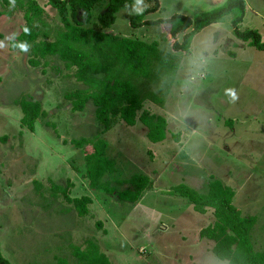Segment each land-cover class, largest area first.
Here are the masks:
<instances>
[{
	"label": "rangeland",
	"instance_id": "1",
	"mask_svg": "<svg viewBox=\"0 0 264 264\" xmlns=\"http://www.w3.org/2000/svg\"><path fill=\"white\" fill-rule=\"evenodd\" d=\"M36 1L46 12L49 31L38 40L53 41L63 26L46 0ZM246 1L240 29L257 30V22L263 25L264 0L256 5L262 18L248 8L255 0ZM159 2L161 11L147 20L175 14L192 18L225 0ZM104 3L92 10L89 27ZM141 9L139 1L121 9L104 32L157 43L163 54H172L165 60L168 68L178 70L140 88L154 99L146 100L144 108L166 119L168 139L152 143L143 125L122 122L100 136L117 166L104 178L111 187L124 189L116 181L133 174L153 181L134 204L88 186L84 154L91 147L79 149L71 142L100 135L101 126L91 101L73 112L64 99L86 88L75 80L74 69L57 56L29 65V46L21 51L11 42L25 24L23 13L0 16V252L10 264H78L72 250L86 241L94 242L110 264H227L213 254V242L199 238L200 230L214 222L212 211L197 213L187 199L170 191L185 184L205 194L210 177L235 191L233 205L243 217L257 218L251 240L264 264V51L232 35L229 14L221 21L223 32L216 33V25L207 27L192 39L189 55L174 53L165 26L129 27L130 17ZM245 73L253 75L251 81L239 80L238 74ZM228 89L239 97L233 106L223 97ZM242 100L249 105L244 112ZM24 101L37 102L43 112L33 130L22 123ZM228 129L245 134L230 137ZM65 185L71 198L92 199L85 217L62 199ZM52 186L60 189L57 196Z\"/></svg>",
	"mask_w": 264,
	"mask_h": 264
},
{
	"label": "trees",
	"instance_id": "2",
	"mask_svg": "<svg viewBox=\"0 0 264 264\" xmlns=\"http://www.w3.org/2000/svg\"><path fill=\"white\" fill-rule=\"evenodd\" d=\"M103 1V11L89 27L92 10ZM136 1L142 4V9L130 17L129 27L136 30L144 26H165L174 53L189 55L194 36L229 14L232 15V35L247 42L250 47L264 51L258 29H240L246 13L244 0H225L222 6L192 18L175 14L165 20L146 19L147 15L161 11L159 0H46V5L57 12L64 30L53 41L38 40L39 37L46 39L49 31H46L47 24L43 21L46 12L36 0H0V16L23 13L25 24L11 42L21 51L23 45L29 46L28 64L37 67L41 59L57 56L67 68L74 69L75 80L86 87L65 94L64 99L73 112L83 111L86 103L91 101L95 107L96 122L101 126L100 135L71 142L79 149L91 147V151L84 154L88 186L103 189L107 195L132 204L152 188V181L146 175L133 174L116 182L118 186L125 187L120 191L104 181L106 175L117 171V166L107 154V141L100 136L117 123L122 122L128 127L140 123L147 129L148 141H164L167 121L144 108L146 100L154 99L140 88L144 82L156 81L168 72H171L168 76L173 77L178 70L168 68L165 60L171 59L172 54H163L157 43L104 32L114 24L118 11ZM21 107L23 125L33 130L34 123L43 114L39 104L24 101ZM52 187L53 195L57 196L60 189ZM170 191L187 199L197 213L212 211L214 222L200 230L199 238L213 242L212 252L218 260L227 264H262V256L254 250L251 240L257 218L241 215L233 205L235 191L231 187L210 177L205 194L197 193L185 184L173 186ZM60 195L78 217L88 214V206L92 203L90 197L71 198L67 185L61 189ZM72 255L78 264H110L108 257L91 241H86L83 247H74ZM0 264H10L1 252Z\"/></svg>",
	"mask_w": 264,
	"mask_h": 264
},
{
	"label": "crops",
	"instance_id": "3",
	"mask_svg": "<svg viewBox=\"0 0 264 264\" xmlns=\"http://www.w3.org/2000/svg\"><path fill=\"white\" fill-rule=\"evenodd\" d=\"M245 1V4H247V1L246 0H244ZM258 0H255V3L254 4H252L251 6H249L248 5V8L249 9H252L253 11H255V12H253V15L255 16V17H261L262 18V16H261V14L258 12V9H256V5H257V2ZM254 2V1H253ZM246 7H247V5H246ZM224 19V17L222 18V19H220L219 21H218V23H216V24H214V25H216V33H221V31L223 32V30H222V28H221V21ZM257 22V21H256ZM262 22H263V25H262V23L261 22H257V24H256V26H258L257 28H258V31H259V33H260V35H261V40L264 42V19L262 20ZM212 26V25H211ZM211 26H209V27H211ZM230 26H231V23H230ZM249 29V28H248ZM229 31H230V29H229ZM231 33H232V27H231ZM230 33V34H231ZM19 35V34H18ZM216 40V39H215ZM239 45V44H238ZM244 44H242V45H239L241 48L242 47H244L243 46ZM263 52V51H262ZM221 58V57H220ZM221 60H224L223 58H221ZM263 65H264V61H263ZM238 76H239V80H242L243 82H248V81H251L252 80V78H253V75H251V74H248V73H245V74H238ZM258 76V75H257ZM260 76L261 77H264V72L263 73H261L260 74ZM261 81H262V78H261ZM225 91V94H224V92H223V94H224V96L223 97H225L226 98V104H231L232 106H233V104H236V102H238V99L235 101V102H232L231 101V98H230V96H228L227 94H226V92H227V90H224ZM239 98V97H238ZM242 102H243V106H242V110H241V112H244L247 108H248V106L249 105H247L246 103H245V101L244 100H242ZM228 110H229V108H228ZM235 128H233V130H234ZM231 131V132H230ZM234 131H236V129L234 130ZM228 133L230 134V137H233V136H238V138L241 136V134L242 135H244L245 134V132L244 131H241V132H238V134L236 135V133L235 132H233L232 130H230V129H228ZM147 139V138H146ZM166 139H168L167 137H166ZM165 139V140H166ZM228 144H230V142L228 143ZM181 155L183 154V152H181L180 153ZM117 172V171H116ZM115 172V173H116ZM144 175V174H143ZM147 176V175H146ZM130 177V176H129ZM149 177V176H148ZM128 178V177H127ZM123 179H125V178H123ZM149 179L151 180V178L149 177ZM120 180V179H119ZM118 181V180H117ZM116 181V182H117ZM152 181V180H151ZM153 182V181H152ZM151 182V183H152ZM153 188V187H152ZM141 200V199H140ZM139 200V201H140ZM138 201V202H139ZM245 207V206H244Z\"/></svg>",
	"mask_w": 264,
	"mask_h": 264
},
{
	"label": "clouds",
	"instance_id": "4",
	"mask_svg": "<svg viewBox=\"0 0 264 264\" xmlns=\"http://www.w3.org/2000/svg\"><path fill=\"white\" fill-rule=\"evenodd\" d=\"M226 94L228 96H230L232 102H235L238 99V96H237L235 90H233V89H228Z\"/></svg>",
	"mask_w": 264,
	"mask_h": 264
}]
</instances>
